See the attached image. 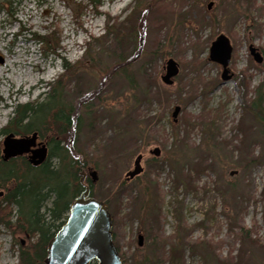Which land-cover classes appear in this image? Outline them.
Returning <instances> with one entry per match:
<instances>
[{"label":"rangeland","instance_id":"obj_1","mask_svg":"<svg viewBox=\"0 0 264 264\" xmlns=\"http://www.w3.org/2000/svg\"><path fill=\"white\" fill-rule=\"evenodd\" d=\"M100 1L94 9L88 0H13L12 15L0 11V156L15 106L41 100L48 85L62 79L66 111L92 94L75 108L82 119L74 146L87 160L89 176L96 172L93 198L111 201L122 264H171L169 250L181 240L180 225L188 228L189 243L183 242L174 264H264V109L249 113L239 89L243 70L252 75L250 90L264 89V67H255L248 50L256 47L264 64V0H227L224 9V0H155L158 5L149 7L143 28L133 34L131 16L150 0ZM108 30L100 53L91 48L84 57L89 36ZM32 32H59L60 56L43 57ZM114 32L124 36L123 45ZM220 33L232 47V76L225 81L221 65L208 59ZM62 58L81 67L67 73ZM168 58L179 64L171 86L160 79ZM122 62L130 65L120 67ZM254 96L249 91L245 100ZM174 106L180 107L175 118ZM241 119L243 128L253 127L246 134L237 129ZM35 141L45 143L47 136L37 134ZM138 154L142 172L126 179ZM21 156L29 161V154ZM198 161L206 169L197 175L192 167ZM188 176L191 187L183 180ZM160 221L166 239L154 252L146 235ZM13 238L0 225V264H17L21 236L14 244Z\"/></svg>","mask_w":264,"mask_h":264},{"label":"trees","instance_id":"obj_2","mask_svg":"<svg viewBox=\"0 0 264 264\" xmlns=\"http://www.w3.org/2000/svg\"><path fill=\"white\" fill-rule=\"evenodd\" d=\"M88 1L94 9H97L101 4L100 0ZM225 1L227 0H224V4H221L223 9L227 8ZM12 3L13 0H0V11H4L7 15H12L14 11ZM155 3V0H150L145 6V9L141 10L136 16L134 15V18L131 16L130 23L128 22L130 25L129 33L133 34L135 31L137 32V26H142L143 28L146 12L149 7L158 5V3ZM204 20L205 18L203 16L199 21ZM106 28H110L107 22ZM110 30L97 37L89 36V40L86 41V47L83 50L84 57L88 58L91 55V48V50L95 51V48L98 47V52L96 53H100L102 46H104L106 35L110 33ZM31 35L34 43L39 46L43 57L60 56L56 54L60 42L58 37L59 32H50L44 35L32 32ZM113 35V39L117 43L124 44V36L118 38L120 36H117L115 32ZM62 60V67L67 73L72 68L77 69L81 67L79 66L80 62L69 64L63 58ZM126 63L122 62L120 67L127 66V64L130 65V62ZM260 64L262 65L260 66ZM255 67L263 69V60L259 65H255ZM239 77V89L241 90L240 94L241 100L244 103L243 106H246L249 102L246 106L249 113L256 116L260 115L261 109H264V93H262L264 89H261L260 85L250 90L252 75L247 73L246 70L240 71ZM60 80L62 79H58L55 83L48 85L49 88L44 92V97L41 100H28L24 103L17 104L14 108V115L3 129L4 133L13 132L15 135L32 134L33 132H36L38 136L44 134L47 136L48 141L47 157L37 166L31 165L21 155L10 156L6 161L0 156V225L11 229L12 236L14 237L13 244L16 241L14 240L15 237L19 238L21 236L18 242L17 264H45L47 245L57 230L64 224L73 200L85 188H89L90 196L94 197V181L89 176V170L91 168L87 160L83 159L80 153H76L78 150L74 146L75 134L78 131L77 128L80 126V120L82 119L76 116L77 111H75V108L80 109L82 103L87 101L92 94L90 92L87 95L88 98L77 102L75 106H69L66 111L64 102L65 85H60ZM249 91L254 93L255 96L246 101L245 98ZM262 120L264 118L261 117V123ZM184 121L185 123H189L188 118L184 119ZM261 123L259 122L258 124L261 125ZM242 125L243 120L241 119L237 125V129L244 130L245 132L253 128L252 126L243 128ZM54 158L56 159L55 164L52 162ZM250 159L254 161L257 158ZM176 160H178L177 157ZM204 168L206 169V165L200 161L195 162L192 167L194 173L197 175L202 173ZM183 180L188 187L193 186L189 176L183 178ZM98 196L100 198L99 200L106 203L110 213L112 239L119 253V248L116 244V233L113 231L114 213L112 210V213L109 210L111 201L104 196ZM14 208L16 209L15 211ZM13 217L14 220L11 221ZM155 221H158V217H156ZM161 223L162 221H160L158 228L156 227L155 230H150L151 232L146 235L148 238L151 237V245L154 252L163 247L166 239L164 234L161 233ZM238 227L239 229L241 228L240 232L242 230L244 232V234L241 232L242 237H248L247 231L241 225ZM187 230L188 228L180 225L179 232L183 237L181 236L179 243L173 244V247L169 250L171 264L179 262L181 245L185 241L188 242ZM32 237H35V239L31 242L30 239ZM138 245L141 246L139 242ZM90 264L97 263L93 261Z\"/></svg>","mask_w":264,"mask_h":264},{"label":"water","instance_id":"obj_3","mask_svg":"<svg viewBox=\"0 0 264 264\" xmlns=\"http://www.w3.org/2000/svg\"><path fill=\"white\" fill-rule=\"evenodd\" d=\"M211 6L212 2H209L207 9ZM248 50L256 62L262 61V56L256 47L249 45ZM231 52L229 38L223 33L218 34L211 41L208 49V59L221 65L220 77L223 81L232 76L228 68ZM163 70L161 80L170 85L173 83V77L179 72V64L173 58H168ZM179 110V106H174L173 118L177 116ZM36 136L37 133L33 132L30 136L16 138L13 133H8L2 140L3 159L5 160L9 155L30 151L29 163L33 165L42 163L46 158V147L44 144L36 143ZM158 151L155 150L156 153ZM141 158V154L135 157L133 169L127 171L126 179L134 178L141 173ZM95 173V171L91 172V176H95ZM234 173L235 171L230 172V174ZM88 195L89 189L86 188L70 205L65 223L47 245L45 264H89L92 261L97 264L122 263L112 241L111 216L107 206ZM138 242L142 243L141 235L138 236Z\"/></svg>","mask_w":264,"mask_h":264},{"label":"bare ground","instance_id":"obj_4","mask_svg":"<svg viewBox=\"0 0 264 264\" xmlns=\"http://www.w3.org/2000/svg\"><path fill=\"white\" fill-rule=\"evenodd\" d=\"M23 83H21V84H19V86H17L18 88L16 89V91L17 92H19V93H22L23 92V89H22V85ZM24 84H25V82H24ZM34 86V83H30L29 85H28V88H29V90L32 88Z\"/></svg>","mask_w":264,"mask_h":264},{"label":"flooded vegetation","instance_id":"obj_5","mask_svg":"<svg viewBox=\"0 0 264 264\" xmlns=\"http://www.w3.org/2000/svg\"><path fill=\"white\" fill-rule=\"evenodd\" d=\"M41 143H42V142H41ZM42 144L45 145V147H46V153H47V151H48V144H47V141H46L45 143H42ZM29 153H30V151L27 152V153L22 152V153H19V154L27 156ZM17 154H18V153H17Z\"/></svg>","mask_w":264,"mask_h":264}]
</instances>
